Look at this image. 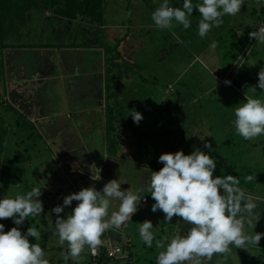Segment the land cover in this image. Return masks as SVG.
<instances>
[{
  "label": "rangeland",
  "instance_id": "374dc122",
  "mask_svg": "<svg viewBox=\"0 0 264 264\" xmlns=\"http://www.w3.org/2000/svg\"><path fill=\"white\" fill-rule=\"evenodd\" d=\"M103 1L101 6V11L104 10L103 15L100 17L101 19L95 20L97 24L94 26L99 29V40L88 44L86 47H77L76 50L68 48L71 51L63 52V49L55 46V41H50L57 40V38H54L55 35L52 36L49 31H43L40 28L43 24L39 25L36 21L30 27L36 35L30 38L29 41L32 42L29 45H24L22 49H12L14 47H9V45L13 43L10 40L8 43L5 41L8 46H5V54H3L6 64H9L8 61L11 58L23 59L22 66L27 72L10 68L11 76L8 77L7 86L5 87L4 83L0 81V98L14 104L19 112V124L25 117L22 127L18 125V127L7 129V134L3 138L4 143L13 148L16 147L14 144L16 142L20 145L19 141L23 138H20L19 131L20 129L24 130L27 126H31V130L36 128L42 133L37 124H29L27 118L35 121L38 117L46 114L45 121H49L51 125L53 124L57 134L59 132V135L66 134L69 136L63 139V143H67L74 149L72 148V155L68 152L63 155V163L69 166L64 171L63 165L53 160L57 156H53L48 149L37 148L39 150L36 152L43 156L44 163L40 161L38 155H32L28 161L24 158L23 164L26 171L23 172L24 178L21 180H18L12 174V170L6 169L1 176L3 182H1L2 193L0 198H14L17 193L25 194L33 187L42 188L43 194L39 199L42 201L43 209L47 208L44 219L48 225L43 223L41 243L48 239L47 245L52 244L54 247L58 245L62 247V250L67 249V243L61 246L58 243V236L53 235L56 214L51 213V209L57 205H62L64 196L81 190L72 178H78V183L83 185L87 180L89 181L94 177V179H97L98 176L105 178L104 175L107 174V179L118 180L122 190L131 188L133 192H136L146 182H150V177L144 175L146 171L143 173L141 166L136 165L133 159L125 157L121 162L116 161L118 162L116 164L110 161L109 157H106V154L116 153L114 148L117 145L120 146L114 142L118 139L117 133H106V120L109 119L111 122L113 119L115 126H121L125 123L127 128H134L136 123L133 122L129 110L134 109L135 101H138L139 95L145 96L144 92L148 89L147 86H150L153 89L152 96L155 95L158 98L159 105V109H157L159 113L153 120L158 122L160 120L159 115L163 116L162 119L169 117L171 123L172 121L174 123L173 126L185 127L190 140H193L192 137L194 136L188 128L193 132L204 130L214 138H219L218 146H216L219 147L218 150L205 149V153L211 155L216 161L217 166L214 177L233 175L240 179L238 187L246 195L251 196L257 205L254 209L255 219L253 224L249 226L245 223L244 231L246 234H251L253 231L264 233V135L245 140L237 134L233 124L235 119L234 109L244 101L242 95L246 93L253 98L264 100V90L257 88L253 92L249 89L257 84L258 81L254 77H258V71L261 67H264V43H257L255 39L246 38L242 44L240 39L234 35V25L239 26L238 31L245 29L244 24L240 25L239 21L244 19L245 16L247 17V13L242 12V10L249 0H245L244 5L241 7L242 10L237 15L223 16V24L218 28L212 27L207 33L208 37L201 38L198 34L197 38L190 39V32L187 33V31L179 29V43L175 42L174 47L172 46L170 49L168 45L171 44L172 37L166 36L165 40L161 38V36L168 34L167 30L146 26L152 21L151 16L149 19V12L151 10L154 12L163 3V0ZM113 1L118 5L113 6ZM195 2L196 0H192L193 5ZM169 4L175 6L174 8L183 10V0H169ZM251 4L254 5V1H251ZM50 12L49 7L44 9V15H49ZM28 15L29 13H26L22 16L23 20H26ZM198 15L199 13L193 11L190 19L192 21L197 20ZM5 19L15 22L17 18L7 15ZM89 19L90 17L76 15L70 19V22H78L85 25V27H89L91 26L88 22ZM256 20L257 18L254 16V21H250L253 24ZM260 27L258 24L255 31ZM125 32H130L135 41L131 42L129 40L123 48L122 45L117 47L118 40L123 37ZM40 37H43L48 44L51 42H54V44L50 47L41 46L42 44H38L39 42L42 41L43 44H47V42L40 40ZM102 39L105 40L100 43ZM213 40L218 42L216 48L211 47ZM68 41L69 38H66L65 42L68 43ZM231 43L240 44L238 47L242 44V53L245 55L236 64L232 63L234 59L231 58L230 53L232 51ZM34 44H38V47L30 49ZM122 50L128 53L127 58L124 57ZM33 57L36 62L42 63L41 67L46 64L47 68L44 67V70L41 67L31 69L29 62H32ZM228 74L232 77L234 86L238 88V91L232 87V90L223 88V91H220V88L215 87L216 90L210 92L211 89L207 96L200 98V101L194 105L191 114L187 112L179 116V111H183L185 107L172 104L171 100L178 97L175 94L178 91L177 89L168 93L166 100L168 104L165 99H162L166 84L175 87V81H183L196 96L202 92L205 85L217 86L219 82H224L223 78L228 77ZM25 75L28 76L26 80ZM230 81L232 83L231 79ZM239 97L240 100L237 101L238 104L235 106L236 102L234 103V101ZM161 100L163 101L161 102ZM228 102H231V104H228ZM182 104L185 105L184 101ZM227 112H230V114H227ZM1 115L3 114L1 113ZM7 115H10V112ZM14 115L17 119L18 114L14 113ZM163 122L165 123V120ZM163 122L157 126H160L164 131L159 130L158 132V128L153 127L151 132L144 138L147 137V140L152 141L158 139L156 137L159 135L162 138H170L176 132V129L171 131V123L164 125ZM16 132L17 136L12 134ZM43 137L45 139L44 135ZM132 140L134 141V139ZM170 140L172 142L173 139ZM152 141L148 146L157 147L156 142L153 143ZM24 142H26L25 144L29 143L27 139ZM173 142L176 141L173 140ZM41 144L47 148L43 142ZM86 144L90 145V151H85ZM168 146L169 143H166L159 152L170 151L167 148ZM22 147L21 143V147L14 150L22 153ZM14 150L8 152L1 149L0 161L7 162L9 157L14 156ZM176 151H173V153ZM90 152H94L100 161V158H103V166L101 164L97 165L94 158L87 160V153ZM28 153L31 152L28 151ZM118 154L123 155V153ZM46 161L52 163L51 167L54 170L52 174L48 172L51 167L46 165ZM37 165L39 167L42 165L38 172L43 171V166L48 168L45 175L37 173V176L41 175V177H37L36 181L31 173ZM5 166L9 167L10 165ZM12 168L18 171L22 170L14 166ZM221 169L224 171L222 172ZM101 173H104V175H101ZM248 175L256 176V179L246 183L245 177ZM144 179L146 181L143 183ZM107 182V180L100 181L97 179L94 186L97 190H102ZM141 199L143 200L132 219H129L119 229L113 228L106 231L101 236V241H104L97 248V250L102 248L108 240L112 244L120 242L119 244L125 249L124 256L115 259L99 257L95 262L91 260L88 252L90 249L86 247L82 252L83 259L80 264H156L155 258L162 249L156 248L155 239L172 236L177 232L184 235L187 232L190 225L183 222L181 218L174 216L171 223H165L162 211L158 210L155 213L151 211L152 204L155 201L151 198L146 186ZM76 204L77 202L73 201L72 205L65 207L64 212L60 215L66 218ZM118 207L119 201L111 199L109 214L114 210H118ZM4 220H0V224ZM145 220H150L154 226L151 231L154 233L155 239L151 248L145 245L139 236L138 223ZM2 224H4V230L6 231L13 227V220L8 218ZM120 238L127 239L128 243L127 241L123 242ZM229 247L232 251L226 260L220 255H214L212 261L203 259L202 264H217V262L219 264H264V237L261 238L257 247L252 245H246L245 249H236L234 245ZM126 248L128 249L126 250ZM186 264H190V262H186Z\"/></svg>",
  "mask_w": 264,
  "mask_h": 264
},
{
  "label": "clouds",
  "instance_id": "9594fccd",
  "mask_svg": "<svg viewBox=\"0 0 264 264\" xmlns=\"http://www.w3.org/2000/svg\"><path fill=\"white\" fill-rule=\"evenodd\" d=\"M244 3L245 0H202V3L194 6L192 0H183L182 10L170 7L169 0H163L152 12L151 19L159 29L171 30L175 20L187 30L191 27L189 17L195 9L202 17L198 22V34L204 38L212 27L218 28L223 24V16L237 15ZM259 25L261 27L257 31L249 33V39L264 43V22ZM217 43L214 41L211 47L216 48ZM257 76V84L249 88L253 92L257 88L264 90V67L260 68ZM224 78L232 80L231 76ZM225 83L224 86H234L233 81ZM129 112L134 123L139 124L143 119L142 114L135 109ZM234 116L236 132L245 140L264 135V100L245 93L244 101L234 109ZM204 148L211 151L212 145L205 142ZM158 163H162L163 167L151 171L150 182H146L136 192L131 188L122 190L118 180L112 179L104 184L102 190H97L94 185L82 187L79 192L64 196L62 205L51 209V213L56 214L53 235L58 236L61 246L67 243V253H62L65 262L71 257L76 264H80L83 259L81 253L86 247L95 254L102 243L101 236L106 231L119 229L132 219L143 200L141 195L145 186L155 201L151 207L153 213L162 211L165 223H171L175 216L190 225L184 235L177 232L155 239L151 231L154 226L150 220L138 223L142 242L151 248L155 239L156 248L162 249L155 258L156 264H202L203 259L212 261L214 255L226 260L232 251L230 245L236 249H245L246 245L258 246L264 233L253 231L246 234L244 231L245 223L252 226L257 205L251 196L238 187L240 179L237 176L214 177L217 166L215 159L199 148L187 155L183 150L163 153ZM255 179L256 176L248 175L245 182ZM42 194L40 187H33L25 194L17 193L14 198L0 199V220L11 218L17 225L6 232L4 224H0V264H49L40 244L29 240L31 237L39 241L41 231L28 227L22 233L18 227L24 224L27 217L44 212L39 199ZM111 199L118 200L119 207L109 214ZM73 201L77 204L72 212L66 218L62 217L60 214ZM107 243L112 244L106 241L100 249L106 247ZM112 245L120 246L122 252L119 256H124L122 245ZM100 257L107 258L103 255Z\"/></svg>",
  "mask_w": 264,
  "mask_h": 264
},
{
  "label": "trees",
  "instance_id": "16d2710c",
  "mask_svg": "<svg viewBox=\"0 0 264 264\" xmlns=\"http://www.w3.org/2000/svg\"><path fill=\"white\" fill-rule=\"evenodd\" d=\"M251 1H254V5L251 4ZM103 2H104L103 0H9V1L0 0V81L4 83V86L5 87L7 86L8 77L11 76L10 68L18 69V70H21L22 68V70L25 71V73L27 72V70H25V68L22 66V63L24 61L23 59L16 60L14 58H11L8 61L9 64H6V62L4 61L5 57L3 59V54H5L4 48L5 46H7L5 41H7L8 43V41L10 40V42L13 43L12 45H9V47H14L12 49H16V48L22 49V47L24 48V45H29V43L32 42V41L31 42L29 41L30 38L36 35V33H33V29L30 28L32 23H34V21H36L37 23H39V21H42L40 25L43 24V26L40 28L43 31L44 30L49 31L52 36L55 35L54 38H57V40H50V41H55L56 42L55 46H57L60 49H63V52H66L67 50L71 51L70 49H73V48H74L73 50H76L77 47H80V48L86 47L88 44L95 43L96 41L99 40V29L95 28L94 26L97 24L95 23L96 22L95 20H99V18L103 15L104 10L103 12L101 11V6ZM199 3H202V0H196V2L194 3V6ZM246 3H247L246 7L243 10L242 9L241 10L242 12L244 11L247 13V17L245 16L244 19H240L239 21L240 25L244 24L245 29H243V31L241 30L238 31L239 26H237V24L234 25V30H235L234 35L240 39V42H242V44L244 43L246 38H249V33L252 31H255V28L258 26V24L264 22V0H249ZM112 4H114L113 6L118 5L114 1L112 2ZM169 6L175 7V6H172L171 4H169ZM48 7L50 8L51 12L49 15H44V9H47ZM194 11L196 13H199L195 9ZM26 13H29V15L26 18V20H23L22 16H24ZM151 14H152V10L149 12V19H150ZM7 15L16 17L17 18L16 21L15 22L7 21L5 19V16ZM76 15H79L81 17H90L88 22H90L91 26L85 27V25H81L78 22H75V23L70 22V19L74 18ZM254 16L257 18V20L255 21L256 24L255 23L252 24V22L250 21V20L254 21ZM201 18L202 17L200 14L198 15L197 20L192 21L189 17L191 21V27L187 30L183 29L182 25L177 24V22L173 20L174 27L171 30L165 29L168 31V34L161 36L162 40H165L166 36L172 37V42L171 44L168 45L170 49L175 42L179 43L178 41L179 29L182 31H187V33L190 32L191 33L190 39L197 38L198 22ZM146 26L150 28L152 27L157 28L153 21L149 22V24H147ZM1 31H2V34H1ZM208 36L209 35L207 34L205 37H208ZM66 38H69L68 43L65 42ZM134 39L135 38L133 37V35H131L130 32H125L123 37L118 40L117 47L122 45V48H123L125 43H127L129 40L131 42H134L135 41ZM40 40L44 41V38L40 37ZM71 40L72 42H70ZM104 40L105 39L100 40V43H102ZM214 41L215 40H213V42ZM44 42H47V41H44ZM213 42H211V44ZM38 44H42L41 46L50 47V45L52 46L54 42H51L49 44L47 42V44H43V42L41 41ZM38 44H34L32 47H30V49L34 47H38ZM242 44L240 47H238V45L240 44L235 45V43H231L232 51L230 53H231V58L234 59L232 62L233 64L238 63V61L240 62L242 58L245 56L242 53V49H243ZM233 49L235 50L233 51ZM32 52H36V51H32ZM122 52L124 53V57L127 58L128 53L125 52L124 50H122ZM29 64H30V68L32 67L31 69H35V68L39 69L42 63H40L39 61L36 62L33 57L32 62H29ZM44 67L47 68V65L44 64L43 67H41V69L44 70ZM30 70H29V73H30ZM228 75L230 76V74ZM25 76H26L25 77V80H26L28 76L27 75ZM254 78L258 81V77H254ZM171 86H172L171 84H168V85L166 84V86H164L165 88L163 92L164 94L162 95V99H165V102L168 104V101H166L168 97V93L174 92L177 89L178 91L175 94H177L178 97L171 100V102L173 105L175 104L176 106L185 107L183 111H179V114H180L179 116H181L182 114H186L187 112L191 114V111L194 109V105L200 101V98L207 96L211 89L212 90L210 92H212L213 90H216L215 87L220 88V91H223V88L228 89V90L229 89L232 90V88H234L236 91H238V88L236 86H232L231 88L228 86H224V84L219 82L217 86L209 85V84L205 85L204 88L202 89V92L199 95L195 96L194 93L185 85L183 81H175V84H174L175 87H171ZM147 88L148 89L144 92L145 96L139 95L138 101H135V104H134L135 106L134 109L140 112L143 116V119L139 122V124H136L134 128H127L125 123L121 124V126L119 125L115 126L113 124V119L111 122L109 119L106 120L107 122L106 133H109V132H112L113 134L117 133L118 139L114 140V142L120 145V146L117 145V147L114 148L116 149V153L112 152L111 153L112 155L106 154L107 155L106 157H109L110 161L117 164L118 162L116 161L121 162L125 157L131 158L136 163V165L139 164V166H141L140 168H142L143 173L146 171L144 173L145 177H150L151 171H158L163 167L162 163L161 164L158 163V158L161 154L165 152L173 153V151L175 150L177 151L183 150V152L185 151V154L187 155V153L191 154V152H193L197 148L205 152V149H207V148H204L205 142L210 143L212 145V149L218 150L219 147H216V146H218L219 138H214L212 135H209V133L204 130L193 132L192 130H190V128H188L189 132L193 134L194 136L192 137L193 140H190V138H188L187 136V131L185 130V127L180 126V125L177 127L173 126L174 123L173 121L171 123V119L169 117L162 119L163 116L159 115L160 120H158V122H156V120H153L159 113V111L157 110L159 109L158 98L155 95L152 96L153 95L152 87L147 86ZM202 94H205V95H202ZM238 100H240V97ZM162 101L163 100H161V102ZM183 101L185 105L182 104ZM237 101L236 100L234 101V103L236 102L235 106L236 104H238ZM228 104H231V102H228ZM138 106H140V108H138ZM9 112H10V115H7ZM1 113L3 115H1ZM14 113L18 114L17 119L15 118ZM227 114H230V112H227ZM46 117L47 115L44 114L41 117H38L35 121L33 120L31 121L27 118V120L29 121V124L33 125L34 123H36L37 126L42 130V133L39 130H36V128H34V130H31V126H27V128H25L24 130L20 129L19 131L20 138L21 137L23 138L21 141H19L20 145L18 144V142H16L14 143L16 147L14 148L12 146L9 147L4 143V139H3L4 136L7 134V129L11 127H18V125L22 127L24 125L25 117L23 118V121L19 124V120H20L19 112L14 107V104H12L10 101L6 99L0 98V150L5 149L8 152H12L17 147H21V143L23 146L21 148V150H23L22 153L17 152V150H14L15 154H13L14 155L12 156L13 158L9 157V160L7 162L0 161V194L2 193L1 182H3V179L1 178V176L3 172L6 171V169L12 170V174L16 176L18 180H21L24 178L23 172L26 171V167L23 164L24 160L28 161L31 159L32 155H38L40 156V161L44 163L43 156L39 155L36 152L39 150L37 148L48 149V151H50L53 156H57L53 160L57 161L58 163L60 162L63 165L64 171H66V168H69V166L65 165L62 161V158L65 152H68V154L72 155L71 151L73 147L70 145H67V143H63V139H66L69 136H67L66 134L59 135L60 134L59 132L57 134L53 127V124L51 125L49 121L48 122L45 121ZM107 118H108V115H107ZM164 120H165V123L163 122ZM161 122H163L164 125L171 123L170 125L171 131L176 129L175 131L178 133L173 131L174 133L173 135L170 136V138L169 137L162 138L159 135L158 137H156L158 139H155L154 141L147 140L146 139L147 137L144 138V136L148 135L151 132L153 127H157L158 132L159 130L164 131V129H162L160 126H157ZM25 130H28V131H25ZM12 134L17 136V132L12 133ZM43 135L45 136V139ZM25 139H27V142L29 143L25 144L26 143L24 142ZM132 139H134V141ZM170 139H173L176 142H173V140L172 142H170L171 141ZM165 140H169V141H165ZM151 141L153 143L156 142L157 147L148 146L151 143ZM41 142H43L47 148H45L41 144ZM166 143H169V146L167 148H169L170 151L168 150L165 152H159L161 147L164 146ZM89 147L90 145H87L85 151L89 150ZM28 151H30L31 153H28ZM119 151H122V152H119ZM118 153H123V155H119ZM87 155H88L87 160L89 158H94L97 161V165L101 164L103 166V162H104L103 158H100L101 159L100 161L99 157L95 155L94 152L92 153L90 152L89 154L87 153ZM78 157H79V154H78ZM45 163L47 166H50V167L52 165V163L49 161H46ZM5 165H10V166L6 167ZM12 166L18 169H22V170L18 171L16 169H13ZM41 167L42 165H40V167L37 165L32 170L31 174L35 180L37 177H41V175L43 174L45 175L47 171L48 167L43 166L44 168L42 169L43 171L38 172V170H40ZM53 171L54 170L52 169V167L51 169H48V172L51 174L53 173ZM37 173L41 175L37 176ZM101 175H104V173H101ZM104 176L106 177L101 178L98 176L96 178L100 181H106V180L110 181V179H107L108 178L107 174H105ZM82 178H85V177H82ZM97 179H94V181H92V179H90L89 181L87 180L86 183L84 182L83 185H81L80 183H78L79 182L78 178H72V180H74V183L78 185L80 189L81 187L93 186L95 180ZM145 181L146 180L144 179V181L142 182L144 183ZM47 191L49 192V190ZM46 209L44 210V212H42L38 216L27 217L24 224L18 226L21 232L22 233L26 232L28 227H35L37 228V230L41 231L42 233L41 229H42L43 223L44 224L46 223L44 219L46 215V211H47ZM5 221L6 219L2 223H4ZM14 226L15 224L13 223V227ZM8 230L10 229H7L6 232ZM29 240L31 243L40 244V246L43 248L45 252V258L49 260V264H76V262H74L71 259V257H69L68 261L65 262L63 259L62 253H67V249L62 250L61 249L62 247L58 245H56V247H54L52 244L47 245L46 242H48V239H46L43 243H41L42 242L41 240L36 241L34 238H31V237H29ZM90 258L92 261L96 262L98 257L93 258L90 255ZM110 259H113V258H110Z\"/></svg>",
  "mask_w": 264,
  "mask_h": 264
},
{
  "label": "built area",
  "instance_id": "2783aa9c",
  "mask_svg": "<svg viewBox=\"0 0 264 264\" xmlns=\"http://www.w3.org/2000/svg\"><path fill=\"white\" fill-rule=\"evenodd\" d=\"M225 81H230V79L224 78V82L223 81L222 82L224 84H226ZM107 244L108 245L106 247H104L103 249H99V250L96 249L95 254H93L92 251L90 250V253L93 256V258L100 257L101 255L106 256L107 258L108 257H110V258H116V257H118L121 254L122 248L120 246H118V245H112L110 243H107Z\"/></svg>",
  "mask_w": 264,
  "mask_h": 264
},
{
  "label": "crops",
  "instance_id": "0c3cea01",
  "mask_svg": "<svg viewBox=\"0 0 264 264\" xmlns=\"http://www.w3.org/2000/svg\"><path fill=\"white\" fill-rule=\"evenodd\" d=\"M40 23H42V21H39V25H40ZM21 70H22V68H21ZM218 81H220L219 79H218ZM232 81H233V79H232ZM242 98H245L244 97V95H242L241 96ZM238 99H236V101H237ZM119 235V234H118ZM120 236V235H119ZM127 238V237H126ZM108 240V239H107ZM120 240H123V242H125V241H127V239H123V238H120ZM102 241H104V240H102ZM108 242H111V241H109L108 240ZM128 242V241H127ZM120 242H117V244H119ZM120 245V244H119Z\"/></svg>",
  "mask_w": 264,
  "mask_h": 264
}]
</instances>
